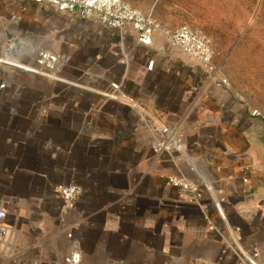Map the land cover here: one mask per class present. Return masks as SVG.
<instances>
[{"label":"crops","instance_id":"crops-1","mask_svg":"<svg viewBox=\"0 0 264 264\" xmlns=\"http://www.w3.org/2000/svg\"><path fill=\"white\" fill-rule=\"evenodd\" d=\"M12 35L67 57L65 80L6 63ZM123 40L128 67L96 20L0 0V264H61L75 245L80 264H237L234 238L264 264V114L180 51ZM113 83L134 107L100 94ZM150 124L183 152L155 154ZM178 170L198 203L167 184ZM71 184L64 210L53 188Z\"/></svg>","mask_w":264,"mask_h":264},{"label":"built area","instance_id":"built-area-1","mask_svg":"<svg viewBox=\"0 0 264 264\" xmlns=\"http://www.w3.org/2000/svg\"><path fill=\"white\" fill-rule=\"evenodd\" d=\"M30 3L49 6L56 11L66 13H79L86 20H96L104 29L112 31L118 37V48L120 49L121 62L125 67L129 66L130 56L125 51L123 35L125 30H132L137 37L140 45L150 50L162 52L166 47L176 49L186 55L190 61L205 71L210 78H220V71L214 64V51L212 43L208 37L196 32L188 26H181L174 30L163 29L152 14L143 13L124 2L123 0H26ZM13 20L16 18L13 17ZM156 38L161 41L155 43ZM24 55L35 57L36 66H25L19 62ZM4 61L9 65L21 64L23 69L30 70L42 77L52 81L65 80L62 77L63 71L68 64V58L61 55H55L48 50L34 49L21 38L12 35L9 36L5 47ZM15 65V66H18ZM20 67V68H21ZM152 69V65H149ZM81 86L80 84H76ZM100 94L105 98L131 107L135 104L122 92L121 84L113 83L108 90L101 91ZM151 124L147 129L151 133L154 143L153 152L161 154L163 152H183L180 139L176 134L169 131L168 127L154 132ZM167 184L177 188L180 191L181 198H189L194 202H199L202 198V191L199 185L187 178L180 170L177 174L167 178ZM82 188L78 185H56L53 193L62 201L64 210L72 209L79 197L82 195ZM5 217V212L0 210V219ZM2 236L6 232L1 231ZM72 237L71 233L67 234ZM234 249L238 258L237 264H260L258 262V253H247L238 246L236 239H232ZM81 251L77 245L74 246L71 253L64 258L61 264H80Z\"/></svg>","mask_w":264,"mask_h":264},{"label":"rangeland","instance_id":"rangeland-1","mask_svg":"<svg viewBox=\"0 0 264 264\" xmlns=\"http://www.w3.org/2000/svg\"><path fill=\"white\" fill-rule=\"evenodd\" d=\"M166 30L208 37L220 78L264 114V0H123Z\"/></svg>","mask_w":264,"mask_h":264},{"label":"water","instance_id":"water-1","mask_svg":"<svg viewBox=\"0 0 264 264\" xmlns=\"http://www.w3.org/2000/svg\"><path fill=\"white\" fill-rule=\"evenodd\" d=\"M8 86H10V84H8ZM22 88L21 87H18L17 88V94H19L21 92Z\"/></svg>","mask_w":264,"mask_h":264},{"label":"bare ground","instance_id":"bare-ground-1","mask_svg":"<svg viewBox=\"0 0 264 264\" xmlns=\"http://www.w3.org/2000/svg\"><path fill=\"white\" fill-rule=\"evenodd\" d=\"M16 65V63H14Z\"/></svg>","mask_w":264,"mask_h":264}]
</instances>
